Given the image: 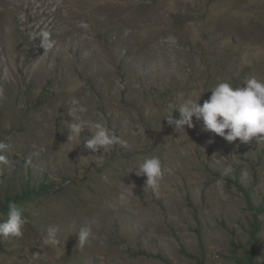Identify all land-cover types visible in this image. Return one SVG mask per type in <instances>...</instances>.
I'll return each mask as SVG.
<instances>
[{"label":"rangeland","instance_id":"obj_1","mask_svg":"<svg viewBox=\"0 0 264 264\" xmlns=\"http://www.w3.org/2000/svg\"><path fill=\"white\" fill-rule=\"evenodd\" d=\"M42 31L51 49L32 40ZM253 76L264 81V0H0V203L50 188L23 236L0 238V264H239L254 214L264 264V143H229L195 117L177 134L165 118ZM72 98L125 143L67 141ZM153 156L157 194L127 174ZM84 226L95 238L81 248Z\"/></svg>","mask_w":264,"mask_h":264},{"label":"clouds","instance_id":"obj_2","mask_svg":"<svg viewBox=\"0 0 264 264\" xmlns=\"http://www.w3.org/2000/svg\"><path fill=\"white\" fill-rule=\"evenodd\" d=\"M39 37L40 46L51 49L54 41L51 34L42 31L38 35L34 34L32 40ZM210 97L199 104L197 99L188 98L176 110L179 118L172 115L166 116L167 123L173 126L175 133H184L185 126L193 127V117L202 124V131L212 132L229 143L239 140L242 144L250 143L253 139L256 143H264V81L256 77L248 78L243 86L233 87L228 82H220L211 90ZM69 114L73 118L69 129L67 141L77 142V145L84 141V147L92 153L99 149L107 152L112 146L124 144L114 133L100 122L85 121L77 113L87 112V108L81 104L80 100L72 98ZM87 131L89 136H82ZM239 147V145H237ZM7 148V145L0 142V153ZM35 149V145H33ZM32 157H39L40 151L34 150ZM0 164H8L7 157L0 154ZM231 167L225 169V174L231 172ZM128 173H134L137 177H146L144 191L151 190L154 194L158 193L160 181L164 176L161 160L158 157H147L141 162L133 164ZM245 176L247 173L244 174ZM217 187L221 188L220 181ZM27 219L22 210L15 203H8L7 219L0 222V238L22 237ZM58 229L50 226L44 238L45 245L56 246L60 243L57 237ZM78 245L83 248L90 239L95 238L90 226L81 227L78 231Z\"/></svg>","mask_w":264,"mask_h":264},{"label":"trees","instance_id":"obj_3","mask_svg":"<svg viewBox=\"0 0 264 264\" xmlns=\"http://www.w3.org/2000/svg\"><path fill=\"white\" fill-rule=\"evenodd\" d=\"M231 181L237 186L239 191L244 193L245 198H248L246 190L243 189L242 185L235 179ZM49 190L50 188L45 184L39 185L36 189H32L26 185L18 193L4 197L2 203H0V222H3L7 218L8 203L10 201L15 202L22 210L23 215H26L25 210L29 209L36 202L46 199L49 196ZM258 217L257 214H254L248 224L250 249H243L242 257L238 260L239 264H258V236L261 231V222Z\"/></svg>","mask_w":264,"mask_h":264}]
</instances>
